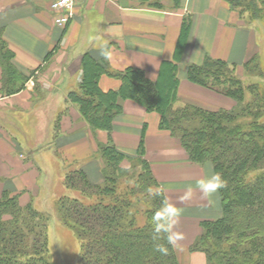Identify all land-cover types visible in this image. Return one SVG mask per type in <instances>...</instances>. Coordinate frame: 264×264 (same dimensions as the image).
I'll use <instances>...</instances> for the list:
<instances>
[{
	"label": "trees",
	"instance_id": "1",
	"mask_svg": "<svg viewBox=\"0 0 264 264\" xmlns=\"http://www.w3.org/2000/svg\"><path fill=\"white\" fill-rule=\"evenodd\" d=\"M226 1L246 25L264 31V0ZM189 30L190 20L185 18L175 60L162 61L154 80L140 68L113 70L105 60L83 54L81 81L68 98L93 130H112L122 111L121 100L159 113L160 128L179 141L188 159L211 163L214 175L226 183L218 190L220 216L201 221L189 250L203 252L205 264H264V67L257 52L242 69L205 55L201 63L188 64L186 79L224 95L232 100L231 106L212 109L192 102L175 106L177 61ZM12 58L13 52L0 40L1 80L7 94L22 89L27 79ZM102 74L118 78L119 87L101 90ZM59 121L58 116L56 126ZM98 153L102 182L93 183L82 167L69 168L64 184L79 195H63L56 201L61 222L80 241L81 264H179L175 249L169 247L167 255L155 250L157 244L167 245L164 239H153L152 217L169 205L145 158L143 141L135 156L111 142H98ZM125 160L128 166L123 167ZM47 224V215L31 203L21 205L18 194L5 190L0 196V264H52Z\"/></svg>",
	"mask_w": 264,
	"mask_h": 264
},
{
	"label": "crops",
	"instance_id": "2",
	"mask_svg": "<svg viewBox=\"0 0 264 264\" xmlns=\"http://www.w3.org/2000/svg\"><path fill=\"white\" fill-rule=\"evenodd\" d=\"M50 4L51 0H0V40L13 52L15 69L27 76L22 89L7 94L0 67V196L7 190L19 195L21 205H33L41 172L36 158L41 153L56 149L62 168L82 167L93 183H101L98 142H111L135 156L142 140L145 158L169 207L180 214L177 228L185 239L182 250L175 249L179 264H205V254L189 247L201 231V221L221 214L218 190L210 196L201 190L202 184L214 183L212 164L191 162L179 141L160 128L155 111L121 100L122 111L112 130H93L68 93L81 81L85 53L105 60L113 70L140 68L154 80L162 61L175 60L181 24L188 18L189 34L177 61V104L205 107L215 101L229 107L232 103L224 95L189 82L186 68L201 63L205 55L238 67L257 52L258 32L226 0H178L176 4L174 0H84L64 27L55 25ZM98 83L108 91L121 82L102 74ZM121 165L128 166V160Z\"/></svg>",
	"mask_w": 264,
	"mask_h": 264
},
{
	"label": "rangeland",
	"instance_id": "3",
	"mask_svg": "<svg viewBox=\"0 0 264 264\" xmlns=\"http://www.w3.org/2000/svg\"><path fill=\"white\" fill-rule=\"evenodd\" d=\"M258 31L255 46L257 53L260 55L261 65L264 67V31L262 32L261 29H258ZM242 66L238 67L242 69ZM178 105L176 101L175 106ZM205 107L214 109L228 106H223V102L217 103L213 101L208 102ZM57 119L56 116L55 123ZM26 152L29 151L26 150ZM42 154L44 153H41V156L36 158L41 172L37 179V188L35 189L37 191L32 194V203L37 210L48 216L47 246L49 260L52 264H81L80 241L74 232L61 222L56 210V201L59 197L63 195L76 196L78 192L65 186L64 175L67 169L61 167V155L56 149L52 152L49 150L44 155Z\"/></svg>",
	"mask_w": 264,
	"mask_h": 264
},
{
	"label": "clouds",
	"instance_id": "4",
	"mask_svg": "<svg viewBox=\"0 0 264 264\" xmlns=\"http://www.w3.org/2000/svg\"><path fill=\"white\" fill-rule=\"evenodd\" d=\"M214 183L209 186L207 183L201 185V190L205 196H210L215 191L226 187L222 177L217 175L213 177ZM179 212L165 205L159 212L152 217L153 239H164L165 244H157L156 251L162 255H167L169 247L176 250H182L181 242L185 239L184 234L178 230Z\"/></svg>",
	"mask_w": 264,
	"mask_h": 264
},
{
	"label": "built area",
	"instance_id": "5",
	"mask_svg": "<svg viewBox=\"0 0 264 264\" xmlns=\"http://www.w3.org/2000/svg\"><path fill=\"white\" fill-rule=\"evenodd\" d=\"M84 0H51V9L54 12V23L64 27L72 18L74 8Z\"/></svg>",
	"mask_w": 264,
	"mask_h": 264
}]
</instances>
